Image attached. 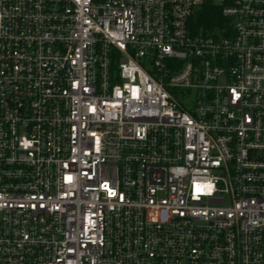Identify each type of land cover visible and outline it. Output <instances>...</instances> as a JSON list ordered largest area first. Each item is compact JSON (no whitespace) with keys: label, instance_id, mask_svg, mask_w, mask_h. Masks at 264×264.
Listing matches in <instances>:
<instances>
[{"label":"built area","instance_id":"built-area-1","mask_svg":"<svg viewBox=\"0 0 264 264\" xmlns=\"http://www.w3.org/2000/svg\"><path fill=\"white\" fill-rule=\"evenodd\" d=\"M0 264H264V0H0Z\"/></svg>","mask_w":264,"mask_h":264},{"label":"trees","instance_id":"trees-1","mask_svg":"<svg viewBox=\"0 0 264 264\" xmlns=\"http://www.w3.org/2000/svg\"><path fill=\"white\" fill-rule=\"evenodd\" d=\"M192 20L197 31L211 29L224 21L220 9L214 4L204 5Z\"/></svg>","mask_w":264,"mask_h":264}]
</instances>
